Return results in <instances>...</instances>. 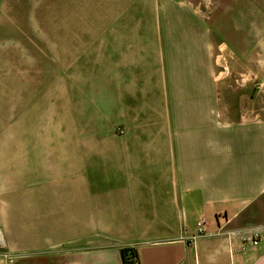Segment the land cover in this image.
<instances>
[{
	"label": "crops",
	"instance_id": "obj_1",
	"mask_svg": "<svg viewBox=\"0 0 264 264\" xmlns=\"http://www.w3.org/2000/svg\"><path fill=\"white\" fill-rule=\"evenodd\" d=\"M239 4V24L228 20L235 31L225 23L214 35L208 30L206 41L198 38L197 51L211 64L207 45L233 50L234 36L246 44L240 55L250 38L264 60V0ZM254 71L264 87L263 65ZM99 79L102 90L91 87L79 97L81 125L100 129L102 97L111 107L103 112L105 122L121 119L128 130L122 138L98 140L88 136L92 128H81L79 137L109 143L120 157L92 166L80 159L59 171L51 160L25 166L1 150L0 238L6 246L0 264H126L125 249L136 252L138 264H264V117L222 114L212 66L199 81L189 64L171 70L174 100L158 104L145 100L147 86L134 99L130 72L113 74L110 85L109 77ZM196 82L202 88L194 89ZM159 107L164 113L151 120L152 108ZM64 186L67 194L59 191ZM201 218L205 233L193 239ZM253 229L262 232L260 244L242 250V234Z\"/></svg>",
	"mask_w": 264,
	"mask_h": 264
},
{
	"label": "rangeland",
	"instance_id": "obj_2",
	"mask_svg": "<svg viewBox=\"0 0 264 264\" xmlns=\"http://www.w3.org/2000/svg\"><path fill=\"white\" fill-rule=\"evenodd\" d=\"M240 1L0 0V151L25 166L40 167L51 160L59 171L80 159L88 166L110 165L120 155L109 143L79 137L81 128L95 131L87 121L81 125L79 97L93 91L91 87L102 90L100 76L109 77L110 85L113 74L130 72L135 100L147 87L146 101L174 100L168 76L187 64L198 81L212 66L222 114L239 120L264 117V87L254 71L257 65L264 67L260 46L255 50L248 38V52L240 55L246 44L241 45L238 36L233 37V50L207 45L214 54L212 64L206 53L197 51L198 38L206 41L208 30L214 35L225 23L236 30ZM261 51L264 55V46ZM195 84L194 89L202 88ZM191 95L198 99L199 94ZM99 101L102 124L88 136L122 138L128 125L121 119L105 122L103 112L110 110V101ZM135 106L131 103L132 111ZM161 107L152 108L151 120L164 113ZM65 118L72 124L70 134ZM59 191L69 192L65 186Z\"/></svg>",
	"mask_w": 264,
	"mask_h": 264
},
{
	"label": "built area",
	"instance_id": "obj_3",
	"mask_svg": "<svg viewBox=\"0 0 264 264\" xmlns=\"http://www.w3.org/2000/svg\"><path fill=\"white\" fill-rule=\"evenodd\" d=\"M120 132L122 131L120 130ZM206 226H207V220L205 218H201L197 223V233L193 237V239H196L198 236L203 235L205 233ZM232 234L233 233H231V235ZM242 236H243L242 250H246L249 246L255 247L260 244L262 239V232L260 230L253 229L250 232L242 234ZM4 247H5V242L2 238H0V248H4ZM138 261H139L138 258H135L133 263L138 264Z\"/></svg>",
	"mask_w": 264,
	"mask_h": 264
},
{
	"label": "trees",
	"instance_id": "obj_4",
	"mask_svg": "<svg viewBox=\"0 0 264 264\" xmlns=\"http://www.w3.org/2000/svg\"><path fill=\"white\" fill-rule=\"evenodd\" d=\"M123 258L126 264H129V263L133 264L134 259L138 258V256L133 249H125L123 250Z\"/></svg>",
	"mask_w": 264,
	"mask_h": 264
}]
</instances>
